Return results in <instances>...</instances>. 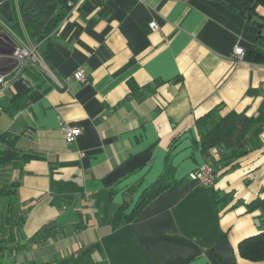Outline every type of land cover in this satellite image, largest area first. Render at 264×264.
<instances>
[{
  "label": "crops",
  "instance_id": "obj_1",
  "mask_svg": "<svg viewBox=\"0 0 264 264\" xmlns=\"http://www.w3.org/2000/svg\"><path fill=\"white\" fill-rule=\"evenodd\" d=\"M58 1L63 16L38 40L22 0L4 12L0 0V60L12 61L4 68L14 67L13 34L38 43L47 65H28L0 91V146L13 140L32 154L3 174L13 211L0 264H264L238 248L264 229V210L249 209L264 198V60L252 58L264 53V6ZM16 97L26 105L7 109ZM62 123L81 129L71 143ZM206 162L212 185L189 176ZM54 179L77 188L57 192ZM160 180L169 186L138 207ZM123 205L138 209L114 227Z\"/></svg>",
  "mask_w": 264,
  "mask_h": 264
},
{
  "label": "trees",
  "instance_id": "obj_2",
  "mask_svg": "<svg viewBox=\"0 0 264 264\" xmlns=\"http://www.w3.org/2000/svg\"><path fill=\"white\" fill-rule=\"evenodd\" d=\"M30 1L31 3L27 6L26 2ZM260 5L264 6V0H256ZM9 0H3V12L6 10V5ZM61 2L66 3L67 0H61ZM22 7L24 9V16H26V26L28 28V32L32 38H36L38 40L45 38L57 25L63 16V11L60 10L55 14L57 10L58 4L60 1L58 0H22ZM56 15V16H55ZM252 58L254 60H264V53L253 51ZM12 61L2 62L0 60V69L4 68L7 65H11ZM28 67H37L33 65H29ZM131 88L136 89V85L132 82ZM27 101L24 102L22 97H16L10 106L7 109L15 107L16 109L22 108L26 105ZM3 110L4 107H2ZM6 139L5 137L2 140ZM28 155H32L30 153L22 152L20 149L16 147V143L13 140L5 141L4 146H0V236L5 232L3 229L7 228L6 224V216L7 212L13 211L12 203H5V197L10 194L8 193L9 189L11 190V185H9L8 180L4 177V171L8 165L17 162L20 158H25ZM36 156V155H33ZM3 172V173H1ZM216 173V171H215ZM70 181H52V187L57 192L64 191H72L77 187L71 186ZM169 185L163 184L161 180L157 183V185L153 186L149 191H147L141 200L139 201V205L146 203L153 196L164 191ZM109 200V199H108ZM108 205V203H106ZM137 207V209H138ZM261 208L264 210V198H257L253 202L249 204V209ZM136 209V210H137ZM136 210L132 213H125L124 205L114 209L113 213V226H119L122 223L128 222L133 219L136 214ZM23 222L21 217L14 219L13 224L21 225ZM4 237H0V248L3 246ZM239 252L242 257L247 258L252 261H264V229L259 231L258 233L251 235L249 237L244 238L240 241Z\"/></svg>",
  "mask_w": 264,
  "mask_h": 264
},
{
  "label": "built area",
  "instance_id": "obj_3",
  "mask_svg": "<svg viewBox=\"0 0 264 264\" xmlns=\"http://www.w3.org/2000/svg\"><path fill=\"white\" fill-rule=\"evenodd\" d=\"M79 1L68 0V5L71 9H74L78 6ZM0 23L3 24V27L8 29L5 24L0 19ZM151 28L156 29L157 23L152 21L150 23ZM10 30V29H9ZM12 34V33H11ZM12 39L14 40L13 44V53L11 54L14 59V67L2 68L0 69V91L9 89L14 80L22 75V71L28 65H37L43 69L47 68L46 61L42 56L39 50V44L33 43L30 41H24L19 38L17 35L13 34ZM245 55V49L238 42L234 48V58L237 60H242ZM74 77L79 80L85 79V74L83 69H78L74 73ZM3 112V108L0 106V114ZM61 129L65 134L66 141L71 143L75 138L81 133L80 128H74L68 126L64 123L61 124ZM189 176L193 180L199 181L203 185H212L216 181V173L211 163L206 162L202 164L199 168L192 171Z\"/></svg>",
  "mask_w": 264,
  "mask_h": 264
},
{
  "label": "rangeland",
  "instance_id": "obj_4",
  "mask_svg": "<svg viewBox=\"0 0 264 264\" xmlns=\"http://www.w3.org/2000/svg\"><path fill=\"white\" fill-rule=\"evenodd\" d=\"M220 195H221V197H222V196L225 195V194H224L223 192H221ZM220 200H221V204H222V206H223V204H225V203H224V202H225V201H224V198L222 197ZM10 215H11V214H9V212H7V216H6V219H7V220H6V222L9 221V218H8V217H9ZM9 226H10V225H9ZM9 228L12 229L11 226H10ZM9 228H7V229L10 230ZM10 232H11V231H10ZM10 232H9V231H6L5 233H6L7 235H4V233H3V234L0 236V237H4V238H5V239H2L3 241L6 240V239L9 237ZM6 242H7V241H4V242H3V243H4V247L6 246ZM1 250H2V249H1ZM5 250H6V249H5Z\"/></svg>",
  "mask_w": 264,
  "mask_h": 264
},
{
  "label": "water",
  "instance_id": "obj_5",
  "mask_svg": "<svg viewBox=\"0 0 264 264\" xmlns=\"http://www.w3.org/2000/svg\"><path fill=\"white\" fill-rule=\"evenodd\" d=\"M6 36V38H8V39H10V37L7 35V34H5ZM2 36V33L0 32V37ZM11 40V39H10ZM13 53V47H11V49L8 51V53L7 54H12Z\"/></svg>",
  "mask_w": 264,
  "mask_h": 264
}]
</instances>
